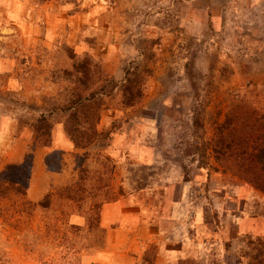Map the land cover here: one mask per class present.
Returning a JSON list of instances; mask_svg holds the SVG:
<instances>
[{"label": "rangeland", "instance_id": "1", "mask_svg": "<svg viewBox=\"0 0 264 264\" xmlns=\"http://www.w3.org/2000/svg\"><path fill=\"white\" fill-rule=\"evenodd\" d=\"M19 1L0 11V178L30 176L0 189V264L264 261V195L211 152L231 109L264 114V0Z\"/></svg>", "mask_w": 264, "mask_h": 264}, {"label": "trees", "instance_id": "2", "mask_svg": "<svg viewBox=\"0 0 264 264\" xmlns=\"http://www.w3.org/2000/svg\"><path fill=\"white\" fill-rule=\"evenodd\" d=\"M190 73L191 71L187 69V76L191 86L194 87ZM148 75L147 67H144L140 72H137L136 68L134 72H125V86H123L125 106H133L139 101L141 91L139 89L134 91L133 88L136 84L141 83L144 76ZM134 83L135 85H132ZM75 101L77 102L74 104L75 109L87 108L85 98L81 99L80 96H76ZM40 121L45 122V119H40ZM192 124L196 131L202 128L203 118L201 114L193 116ZM35 131L34 143L40 144L43 148H49L51 146L49 127L44 124L42 129ZM67 135L71 134L67 132ZM194 139L197 141V147L201 145L198 136H195ZM70 141L72 144L74 143L72 140ZM75 147L78 148V144L75 143ZM211 152L220 168L264 195V114H258L255 109H247L243 112L231 109L225 114L223 122L215 129ZM196 153L203 158L206 150L200 146L199 152ZM28 163L9 166L0 178V189L13 192L15 195H24L30 176ZM46 166L48 168L47 162ZM258 264H264V261Z\"/></svg>", "mask_w": 264, "mask_h": 264}, {"label": "crops", "instance_id": "3", "mask_svg": "<svg viewBox=\"0 0 264 264\" xmlns=\"http://www.w3.org/2000/svg\"><path fill=\"white\" fill-rule=\"evenodd\" d=\"M0 11L4 12H12L15 15L21 14L22 11L26 12V7L24 6L22 9V5L20 4L19 0H0ZM12 13H9L12 15ZM24 15V13H22ZM30 12L28 13V15ZM172 253V251L168 252ZM168 257L171 259V257L168 254Z\"/></svg>", "mask_w": 264, "mask_h": 264}]
</instances>
